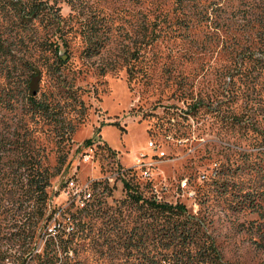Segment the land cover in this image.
I'll return each instance as SVG.
<instances>
[{
    "label": "rangeland",
    "instance_id": "obj_1",
    "mask_svg": "<svg viewBox=\"0 0 264 264\" xmlns=\"http://www.w3.org/2000/svg\"><path fill=\"white\" fill-rule=\"evenodd\" d=\"M33 1L46 15L21 20L14 7ZM72 1L0 0V127L28 131L60 171L49 231L74 213V261L142 264L129 241L146 220L127 179L145 198L185 205L224 263L264 264V0ZM90 29L102 45L93 57ZM31 69L46 116L26 104ZM70 181L92 197L69 193ZM9 251L17 259L0 264L38 262Z\"/></svg>",
    "mask_w": 264,
    "mask_h": 264
},
{
    "label": "trees",
    "instance_id": "obj_2",
    "mask_svg": "<svg viewBox=\"0 0 264 264\" xmlns=\"http://www.w3.org/2000/svg\"><path fill=\"white\" fill-rule=\"evenodd\" d=\"M186 1L176 0V3L183 5ZM67 2L75 6L74 1ZM40 6V2L33 1L28 2L21 12L18 7L14 9L21 20L29 22L46 15ZM85 37L87 54L90 57L97 56L102 47L94 41L97 34L90 29ZM53 44L56 54H60L57 43ZM5 52V47L0 42V55H5ZM59 57L63 60L60 55ZM31 71L32 74L26 81V104L33 114L46 116L49 107L38 100L41 72L36 69ZM7 129L9 130L6 131ZM93 143V139L86 141L88 146ZM107 150L111 156L117 155L108 147ZM46 160L45 149L37 144L28 131L21 129L19 125L15 128L7 124L0 127V220L9 218L7 223H0V241H7L6 245L1 244L0 247L9 246L8 250L0 249V262L17 259L16 255L9 254V250H16L24 263L38 259L37 264H56L60 260V264H78V261L70 257L72 251L76 253L74 242L81 232V220L78 221L76 214L58 219L55 227L49 231V223L53 218L47 215L49 189L52 179L60 171H53ZM122 182L126 200L136 205L142 214L144 211L145 215L146 221L141 230L135 236L131 235L129 241L134 242L135 239L134 244L141 250L142 264H229L223 262L213 242L206 239L194 217L188 215L185 205H172L158 202L155 198H145L139 186L136 188L127 179ZM43 220L44 225L40 227ZM8 230L11 232L9 237ZM38 238H46L43 254L35 253L38 250Z\"/></svg>",
    "mask_w": 264,
    "mask_h": 264
},
{
    "label": "built area",
    "instance_id": "obj_3",
    "mask_svg": "<svg viewBox=\"0 0 264 264\" xmlns=\"http://www.w3.org/2000/svg\"><path fill=\"white\" fill-rule=\"evenodd\" d=\"M186 185V183H184V186ZM69 193L71 192L74 196H76L77 198L80 199V195L79 192H84V199L86 200V197H92V194L89 191V188L87 187L84 190H79V188L77 187L76 183L74 181H70L67 185ZM81 200V199H80Z\"/></svg>",
    "mask_w": 264,
    "mask_h": 264
}]
</instances>
